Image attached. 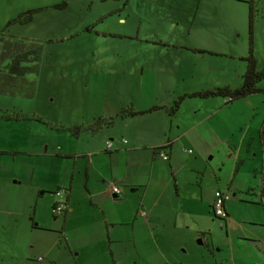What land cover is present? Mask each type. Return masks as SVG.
<instances>
[{"label":"rangeland","instance_id":"374dc122","mask_svg":"<svg viewBox=\"0 0 264 264\" xmlns=\"http://www.w3.org/2000/svg\"><path fill=\"white\" fill-rule=\"evenodd\" d=\"M149 1L151 0H130L133 13L130 10L110 13V10L124 0H0V51L10 48V52L18 55L17 59L22 58L20 66L26 68L19 77L9 72L0 73L1 112L23 116L19 119H0V264H264V227L261 223L264 209L250 200L249 194L245 196V188L249 183L254 191H258L253 171L249 168L252 166L250 161L256 156L251 152L247 157L245 147L249 140L251 142L248 135L243 142V132L239 131V134L232 136L230 129L234 124V116L242 117L247 114L249 107L243 102L244 98L226 105L219 96L183 98L185 102L177 114L179 119H191L192 117H186L198 107L203 106L201 114H205V108L213 109L222 103L218 114L226 121L223 126L220 124L214 129L210 128L209 132L205 125H212L205 122L185 137L178 135V142L176 134L171 138L174 143L173 167L183 173L181 175L178 172L179 183H197L203 177L207 184L205 196L209 192L213 194L216 187L222 191L229 190V203L233 205L231 210L235 223L239 225L237 228H225V220L214 218L211 209L207 211L203 206L199 214L203 229L210 234H206L208 244L200 234L191 236L185 232V244L179 245L180 248L176 247L174 256L168 255L166 259L161 258L155 249H146L148 246L142 250L132 248L128 226H123V232L118 234L111 231V239L114 241L109 244L110 235L103 219L105 212L86 202L89 199L82 187H78L77 193L84 203L75 205L74 212L69 214L66 222L63 213L58 216L53 214V202L64 200V197L52 194L56 187L55 181L60 176L63 178L64 172L65 176L60 182L67 184L71 160L64 155L68 145L61 138L51 136V133L54 135L56 129L63 128L62 126L90 122L98 114L99 105L105 101L110 105L114 101L124 104L127 109L132 102L135 105L138 103L137 91L131 86L134 76L128 74L124 66H131L135 61L132 60V55L140 49H146L145 56L151 55L152 51L147 52L149 50H160L141 41L140 43L135 38L123 39L120 35L134 32L132 23L137 24L136 18L140 13L146 12L150 19V23H141L142 37L161 39L169 47L161 53H155L152 60L146 58L144 61L167 67H171L170 62L185 55L184 49L180 47L181 25L172 26L168 30L170 11L173 13L181 9L180 5L184 10L189 6L192 9L196 7L198 23H195L193 30L197 24L210 25L209 30L215 34L221 33V28H226L219 35L220 43H216L220 48L214 49L224 54L218 57L206 56L205 60H199L203 70L206 67L212 70L203 74L201 71L193 73L187 81L178 84L177 93L241 84L247 68V63L242 58H247L250 48V11L253 13L252 51L257 59V68L264 67V0H154L160 5L149 6V9L135 7ZM62 3L66 5L64 8L55 6ZM30 9H40L33 14L31 21L12 22L7 26L16 16L22 19L23 13ZM120 13L125 18L129 15L124 25L116 21L117 14ZM156 32L160 35L154 37ZM204 32L196 33L195 38L209 41ZM188 39L191 40V37ZM204 50L209 52L207 47ZM5 66L6 61L2 63V68ZM9 76L13 77V83L6 87L3 78ZM258 86L264 90V78L259 81ZM250 96L258 103V111L253 109L252 112L257 111L259 115L264 104V91L247 97ZM258 98H262V102ZM167 114V110H161L157 114L158 118L163 119L162 126L167 120ZM216 114L217 112L214 113L215 117ZM31 116L52 124L54 132L43 122L30 120ZM46 137L49 138V144L48 149L44 150L45 145L41 148L40 141ZM29 140L35 142L34 150L38 149L32 154L28 153L31 151L28 149ZM189 149L191 153L188 152ZM238 150L241 154H237ZM229 152L231 155H228ZM145 153L149 165L155 158L153 172L165 175L163 169H169L168 162L148 151ZM242 155L245 156L243 160ZM237 159L242 160V163L233 177ZM143 168L150 170L145 163ZM31 170H34L33 179L29 173ZM167 177L170 179L169 190L174 192L171 174L168 173ZM77 178L76 175V181ZM42 185L49 189L43 192V189H39ZM233 188L240 189V192ZM233 192L237 194L233 196ZM120 196L116 199H121L122 202L107 204V212L111 213L121 206L131 212L138 203L141 206V190ZM239 199L241 202H238ZM73 200L76 201V198L72 196L71 204ZM144 206L147 208L146 204ZM36 209L39 212L37 215ZM61 224H64L63 229ZM244 235L261 242L246 243L243 247H238V237ZM114 237H118V241ZM198 239H202V243ZM145 241L150 245L147 233Z\"/></svg>","mask_w":264,"mask_h":264},{"label":"crops","instance_id":"0c3cea01","mask_svg":"<svg viewBox=\"0 0 264 264\" xmlns=\"http://www.w3.org/2000/svg\"><path fill=\"white\" fill-rule=\"evenodd\" d=\"M143 4L144 5L140 4L135 7L149 9V6L154 7L156 5H160L159 2L154 0ZM179 5L180 4H178V6ZM180 7L181 9L175 10L173 13L172 11H170V13L168 12V20L170 23L168 30L172 26L181 25L183 32L181 30L179 33L182 43L180 47L184 49L185 55L177 60L175 59L173 62H170L171 67H167L164 64H156L152 62L147 63L144 61L146 58L152 60L155 53H161L163 49L169 48L166 43L161 42V39L157 40L156 38L151 37L146 39L145 37H142L143 35H141L140 32L141 23H150V19L146 15V12L140 13L137 16V24L132 23V25H134L133 29H135L134 32L120 33L123 39L125 38L127 40H132L135 38L139 42H143V44H148L150 47H158L160 49L158 51L153 49L147 51H152L150 52V56L144 55L146 49H140V51H136L134 55H132V60L135 61L132 62L131 66H124L127 68L128 74L134 76L131 86L133 90L137 91L138 96V103L135 105L132 102L129 109L142 113L136 114L134 116L124 115L122 117H118L116 115L120 109H127L124 108V104H117L114 101V103H112L113 105H110L111 103L105 101L103 104L99 105L100 110L98 114L93 116L90 122L76 125L84 127L81 128L76 134L71 133L68 130L70 127H73L71 125L62 126L63 128L56 129L54 135L51 133V136L61 138V140L68 145L65 147L64 155H67L65 158L71 160V172L68 176L67 184H65V182H60V180H62L65 176L64 172L63 178L60 176L56 178L55 181V190L62 184H64L65 188L67 189V194L64 198L67 200V203L65 210L62 212L64 214V222H66L69 214L74 212L75 205L78 206L80 203H84L82 198L78 197L77 193L79 191L78 187H82V189L85 191L86 197L89 199V201L86 202L94 205L96 208H100L102 211L104 210L105 213L103 215V219L107 225L106 228L109 235L111 234V231L113 234L123 232L122 227L128 226L131 231V237L129 238L130 241L129 239L128 241L131 243L132 248L135 250H142L146 248L145 246H148L146 249H155L161 258H166L168 255H171V257L174 256L176 247L180 248L179 245L185 244V232L191 236L193 234H200L201 238L208 244L206 234L209 233L205 232L201 225L199 210L203 208V206L207 208V211L208 209H211L210 206L213 203L215 191H222L221 188L216 187L213 190V194L209 192L208 195L205 196L204 190L207 184L204 182L203 177L199 178L197 183L196 181L187 183L182 181L179 183L178 172L181 175H183V173H181V171L177 170L176 168L174 169L173 167L174 143L171 138L173 134H176L177 136L175 137L178 142V139L181 135L185 137L187 134L193 133L205 122H209L212 125H205L208 132L210 131V128L214 129L220 124L223 126V123L225 124L226 120L224 117L218 114V109L224 103H221L219 107H215L213 109L205 108V114H201V110L204 107H198L188 117H186V119L192 117L191 119L181 120L177 117V114L180 112L181 106L188 98L185 97V100L183 99L179 102V107L174 112H168V114L165 115L167 120L164 121V126H162L163 119L158 118L157 116L161 110L169 111L167 106H169V108L172 107L174 102L178 100L177 97L184 96L185 94H191L181 91L177 93L176 87H179L178 84L187 81L189 77H192L191 75L193 73L196 74L197 72L201 71L203 74L212 70L209 67H206V70H203L202 66H200L199 60H205L206 56L218 57L219 55L222 56L224 54L222 51H214V49L220 48V46L216 45V43H220L219 35H222V33L226 31V28H221V33L215 34L209 30L210 25L197 24V27L193 30L195 23H198V9L196 10V7L192 9V7L189 6L188 9L184 10L181 5ZM169 9L171 10V7H169ZM125 10H130L133 13L134 9L130 7V0H125L124 2L117 4L113 10H110V13H113L114 11ZM117 15L118 17L116 21L121 25H124L126 20L129 18L128 14L127 18L123 17L121 13ZM202 31H205L204 33L211 40V43L210 40L206 41V39L199 40L195 38L194 35L196 33H201ZM113 33L116 34L114 31ZM229 33L230 32L228 31L227 34L229 35ZM157 35L159 36L160 33L156 32L154 37ZM189 37H191V40L188 39ZM209 43L210 45L207 46ZM204 47H207L209 52L199 53L193 50L194 48L205 51ZM127 56L128 53H126V57ZM242 60L246 61L245 58H242ZM194 78L195 77H193V79ZM199 79L200 78H198V80ZM216 80L217 79H215V81ZM227 81L230 82V80ZM228 86L233 87L230 84ZM237 86H239V84H236L234 87ZM194 92H199V90ZM243 100L247 107H249V109L246 110L247 114H244L242 117L234 116L232 119L234 124L230 129L232 136L239 134V131H242L244 134L243 142L247 135L248 138L251 139V142L249 140L245 148L248 158L251 152L252 154L255 153L256 156L255 158H252V161H250L252 162V166H249V168H251L253 171L252 174L255 178L254 181L258 191H254V188L249 183L245 188V196L249 194V199L254 200L256 204H259L257 201L259 199L260 186L262 184L261 165L264 157L262 139L260 137L261 127L264 122V104L261 111L262 114L260 113L261 115L259 114V117L257 113L258 105H256L258 103L255 102V98L250 96L244 98ZM257 100L262 102L263 99L261 98L259 100L258 98ZM253 109L257 110L256 113L252 112ZM215 112H217L216 117L214 115ZM198 116H200L199 120L197 119ZM111 117H113L112 120H110ZM99 120L102 122L99 125V128L96 130H90L88 128L89 125ZM49 130L54 132V127H52V124H50ZM160 130H162L161 133H159ZM250 132H252V134ZM256 136L257 139H255ZM48 139L46 137L40 141L41 148L45 145L44 150L45 148L48 149ZM103 139L106 141L110 140L112 142V146L107 148ZM30 141L31 140H29V142ZM166 143L169 145L168 149H166L168 153V159L163 160L161 158V160L168 162L169 169H163L165 175H156L153 172V162H155V158L151 160L149 165L147 153L145 152L148 151L153 156L157 155L160 157V151L157 148L159 146L165 145ZM34 144L35 142H30L28 145V149L31 150L28 151L29 154L38 151V149L34 150ZM228 149L230 148L228 147ZM238 151L239 152H237V154H241V151ZM45 153L47 154V152ZM228 155H231V153L229 152ZM219 157L222 158L220 155ZM242 157L243 158L241 159L243 160L245 156L242 155ZM242 160L238 161L237 159L235 162L236 164L233 177L239 171V166L241 165ZM245 161L246 160H244L243 163H245ZM143 163L149 166L150 170H147L148 172L143 168ZM32 172H34V170H31L29 173L33 179L34 173ZM168 173L171 174L173 179L174 192L169 190L170 179L167 177ZM213 174L215 173L213 172ZM76 175L78 176L77 181L75 179ZM231 185L234 187V184ZM112 186L118 187L121 190L120 195L126 194V196L129 194V192L133 193L135 191L137 192L141 190L140 202L141 206L143 207L139 206L138 203L131 212L126 210V208H122V206L112 210L111 213L107 212L105 210V206L107 204H118L122 202L121 199H116L117 197H121L120 195L115 196V194L111 192ZM39 189H43L44 192L49 188L42 185L39 186ZM234 191L239 193L240 189L237 188L234 189ZM223 192L228 194L230 193L229 190H223ZM52 194L54 195L53 192ZM232 194L235 196L237 193L233 192ZM72 196L74 199L76 198V201L73 200V204H71ZM41 198H43V196ZM229 199L230 197L225 202V210L227 212V218L224 219L225 228L227 226H234L237 228L239 225L235 223L233 219L231 210L233 205H230ZM238 202H241V199H239ZM144 204L147 205V208H145ZM123 209H125V211H123ZM117 213L119 215H117ZM37 214H39V212L36 209V215ZM53 214L56 216L61 215L55 214L54 212ZM261 223H263L262 227H264V217H262ZM142 226H144V228H142ZM63 227L64 224H61V229H63ZM146 233L148 234V241H150V245H148V243L145 241ZM109 239L110 240H108V243H113L114 240L111 239V235ZM114 239L118 241V237H114ZM202 239H198V242L202 243ZM258 241L251 240L244 235L241 238L238 237L237 245L238 247H243L246 243H255ZM97 247H99V245H97ZM136 254H138V256L141 258L139 252Z\"/></svg>","mask_w":264,"mask_h":264},{"label":"trees","instance_id":"16d2710c","mask_svg":"<svg viewBox=\"0 0 264 264\" xmlns=\"http://www.w3.org/2000/svg\"><path fill=\"white\" fill-rule=\"evenodd\" d=\"M125 1V0H124ZM127 1V0H126ZM199 4V2H198ZM55 6H59L60 8H63L65 6V3L62 4H57ZM198 6V5H197ZM197 10V9H196ZM37 11H39V9H30L25 11L23 14V18L19 19L16 17H14L13 19H11L7 26L9 24H11L12 22H21V23H27L28 21L32 20V16L34 13H36ZM21 15H18V17ZM249 34H250V48H249V52H248V56L245 59L246 63H247V68L245 70V73L243 74V80L241 82V84L237 87H230L228 85L226 86H219L215 89L212 90H204V91H199V92H194L191 94H185L184 96H180L179 100L174 102V105L170 108H168V112L172 113L174 112L178 107H179V102L181 100H183V98L185 97H200V98H208V97H222L224 99V104H229L235 100L241 99V98H245L251 94L257 93V92H262L264 90H262L261 88L258 87V83L261 79L264 78V67L262 69H258L257 68V62L256 59L253 55V51H252V46H251V39L253 38V24H252V15L251 12L249 13ZM194 51L199 52V53H203L205 51L200 50V49H194ZM18 52V51H17ZM21 53V52H19ZM18 55L13 54V52H10V48L7 51H4L3 49H1L0 51V73L1 72H9L14 74H17L18 76L23 74L26 70V68L24 66H20V62L22 58L17 59ZM6 61V66L5 68H2V63ZM4 76H6L5 74H3ZM13 77H4V85L6 87L10 86V82L12 83L13 81L11 80ZM142 112H138V111H134L131 109H120V111L117 113L116 116L118 117H122L124 115H128V116H134L136 114H139ZM19 119V118H23V116H13V115H9L7 113H2L0 110V119H4V120H9V119ZM113 117H111L110 120H112ZM29 119H35L39 122H43L44 124H46L47 126H50L49 123L44 122L41 118L39 117H35V116H31L29 117ZM102 122L99 121H95L93 124L89 125L88 128L90 130H96L97 128H99V125ZM81 128H84L83 126H73L70 127L68 130L71 133L76 134ZM260 137L262 139V148L264 151V122L262 124L261 127V131H260ZM110 141V140H108ZM124 141V140H123ZM107 142V141H106ZM111 142V141H110ZM106 144V143H105ZM168 143H166L165 145L159 146L157 149L159 151H164L167 152L166 149H168L167 145ZM111 146H112V142H111ZM110 146V147H111ZM107 147V146H106ZM109 147V148H110ZM168 155V154H167ZM261 176H262V184L260 186V194H259V199H258V203L260 205L263 206L264 208V157H263V162L261 165ZM54 193V192H53ZM116 196V195H115ZM67 203V200H66ZM55 206V202L52 205V208L54 209ZM211 211H212V215L214 218L220 219L221 221H224V218L222 217H218L215 212H214V208H213V204L210 206Z\"/></svg>","mask_w":264,"mask_h":264},{"label":"built area","instance_id":"2783aa9c","mask_svg":"<svg viewBox=\"0 0 264 264\" xmlns=\"http://www.w3.org/2000/svg\"><path fill=\"white\" fill-rule=\"evenodd\" d=\"M106 146H107V148H109L111 146V142L107 141ZM188 152H191V149H189ZM159 156L163 160L168 159V155L164 151H160ZM111 192L118 196V195H120L121 190L116 186H112ZM66 194H67V189L65 187H59L54 191V195L59 196V197L64 196V198H65ZM228 198H229L228 193L223 192L221 190L215 191L214 200H213L212 204H213L214 212L218 217H222L224 219L227 218V212L225 210V202ZM65 206H66V200L65 199L61 200V201H56L53 212L55 214H61L65 210Z\"/></svg>","mask_w":264,"mask_h":264},{"label":"flooded vegetation","instance_id":"af4514ba","mask_svg":"<svg viewBox=\"0 0 264 264\" xmlns=\"http://www.w3.org/2000/svg\"><path fill=\"white\" fill-rule=\"evenodd\" d=\"M251 12V15H252V24H253V13H252V11H250Z\"/></svg>","mask_w":264,"mask_h":264}]
</instances>
